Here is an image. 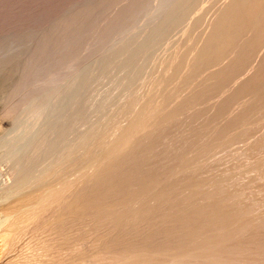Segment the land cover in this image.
I'll list each match as a JSON object with an SVG mask.
<instances>
[{"label": "rangeland", "instance_id": "obj_1", "mask_svg": "<svg viewBox=\"0 0 264 264\" xmlns=\"http://www.w3.org/2000/svg\"><path fill=\"white\" fill-rule=\"evenodd\" d=\"M27 120L42 127L14 130ZM0 125V140L34 134L15 157L0 145V218L33 173L94 205L67 223L42 211L6 258L0 238L4 261L264 264V0H0Z\"/></svg>", "mask_w": 264, "mask_h": 264}, {"label": "bare ground", "instance_id": "obj_2", "mask_svg": "<svg viewBox=\"0 0 264 264\" xmlns=\"http://www.w3.org/2000/svg\"><path fill=\"white\" fill-rule=\"evenodd\" d=\"M176 67V66H175ZM177 69V68H176ZM163 82V81H162ZM158 86H159V84H158ZM163 86V85H162ZM161 86V87H162ZM154 88V87H153ZM155 89H156V87H155ZM155 91V90H154ZM153 93V92H152ZM148 95V94H147ZM149 98V97H148ZM158 102V101H157ZM163 102V101H162ZM161 103V102H160ZM151 104V103H150ZM162 105V104H161ZM167 105V104H166ZM63 106H64V104H63ZM63 106H61L62 108L61 109H63V108H65V107H63ZM143 106V105H142ZM147 107H148V105H147ZM43 108V107H42ZM146 108V107H145ZM166 108V107H165ZM46 109H48V108H43V110L45 111ZM60 109V108H59ZM141 109V108H140ZM143 109V108H142ZM141 109V111H143ZM146 110V109H145ZM36 111V110H35ZM141 111H139V114H140V112ZM148 111V110H147ZM147 111H143V112H147ZM37 113H38V115H39V112L38 111H36ZM35 112V113H36ZM143 112H141V113H143ZM153 112V111H152ZM31 113V112H30ZM36 113V114H37ZM43 113V112H42ZM41 113V111H40V114H42ZM45 113V112H44ZM47 113V112H46ZM173 113V112H172ZM176 113V112H175ZM32 115H34V116H31L30 117V121H32L31 119H33V118H35L36 116H35V114H34V112H32L31 113ZM138 114V113H137ZM154 114V113H153ZM159 114V113H158ZM169 114V113H168ZM37 115V116H38ZM42 115H44V114H42ZM41 115V116H42ZM144 115V114H143ZM160 115V114H159ZM40 116V115H39ZM38 116V117H39ZM41 116L39 117V118H41ZM138 118H139V116L138 115H136ZM141 116H142V114H141ZM151 116H153V115H151ZM33 117V118H32ZM38 117H37V119H38ZM135 117V116H134ZM148 117V116H147ZM146 117V118H147ZM157 117V116H156ZM29 118V117H28ZM136 118V117H135ZM141 118V117H140ZM144 118V117H143ZM149 118V117H148ZM160 118V117H159ZM151 119V118H150ZM149 119V122L150 121H152V120H150ZM155 119V118H154ZM41 120H42V118H41ZM40 120V121H41ZM138 120V119H137ZM156 120V119H155ZM24 120L22 119V121L21 122H23ZM29 120H27V122H28ZM29 121V123L28 124H26V126L23 124V126L22 125H19L18 126V124H17V127H19V128H17L15 125H13V127H14V130H15V128L16 129H18V130H21V129H24V128H26V129H28V127L31 125V123L32 122H30ZM35 122H37L36 120H34ZM33 121V122H34ZM39 121V122H40ZM48 121V120H47ZM46 121V122H47ZM117 121V120H116ZM136 121V120H135ZM139 121V120H138ZM141 121V120H140ZM160 121V120H159ZM20 122V121H19ZM19 122H17V123H19ZM26 122V119H25V121H24V123ZM34 122V123H35ZM50 122V120L48 121V123ZM52 122V121H51ZM111 122V121H110ZM154 122V121H153ZM152 122V123H153ZM161 122V121H160ZM34 123H32V125H34ZM44 123V122H43ZM47 123V124H48ZM120 123V122H119ZM141 123V122H140ZM146 123H148V122H146ZM2 124V123H1ZM21 124V123H20ZM37 125H38V123H36ZM40 124V123H39ZM41 124H42V121H41ZM116 124V123H115ZM128 124V123H127ZM143 124H144V122H143ZM151 124V123H150ZM154 124V123H153ZM152 124V125H153ZM36 125V129H38L39 127H42V126H37ZM49 125V124H48ZM139 125V124H138ZM1 126V125H0ZM25 126V127H24ZM45 126V125H44ZM119 126H121L120 124H119ZM118 126V127H119ZM126 126V125H125ZM131 126V125H130ZM141 126V125H140ZM159 126H160V124H159ZM2 127H3V125H2ZM38 127V128H37ZM48 127V126H47ZM47 127L45 126V130L47 129ZM51 126H49V128H50ZM123 127L124 126H122V130H123ZM1 128V127H0ZM29 128H31V130L32 131H34V129L35 128H33V126L32 127H29ZM53 128V127H52ZM131 128V127H130ZM132 128H133V126H132ZM132 128H131V133H132ZM135 128V127H134ZM138 128H140V127H138ZM152 128V127H151ZM154 128H155V126H154ZM13 129V128H12ZM44 129V128H43ZM141 129V128H140ZM146 129V128H145ZM1 130V129H0ZM3 130V129H2ZM15 131L16 132V135H17V137L16 138H14V136H12L11 134V138H9L10 137V135H8L7 134V137H6V135L0 140V145H1V148L3 147V148H5V150L7 151V150H11V146H13V144L14 143H16V140L18 139V137H21V139L22 138H27V137H25V136H23L22 134L25 132V133H27V136H28V138L26 139L27 141H28V139H29V136H30V134H28V132L25 130L24 132L22 131V133H21V135L20 136H18V134H19V131ZM30 130V131H31ZM116 130V129H115ZM138 130V129H137ZM137 130L135 131V134L137 135V133L138 132H140V131H138L137 132ZM11 131V133L13 132V130H10ZM32 131L31 132H29V133H32ZM39 131H41L40 129H39ZM47 131H50L49 129L47 130ZM126 131V130H125ZM128 131L129 130H127V132H124V134L125 133H128ZM134 131V130H133ZM148 131V130H147ZM1 132V131H0ZM8 132V131H7ZM15 132H13L14 133V135H15ZM17 132H18V134H17ZM35 132H37V131H35ZM137 132V133H136ZM149 132V131H148ZM151 132V131H150ZM5 133V132H4ZM10 133V132H9ZM34 133V132H33ZM41 133H43V134H45L44 132H41ZM122 133V132H121ZM43 134H41V136L43 135ZM46 134H47V132H46ZM108 133H106V135H107ZM128 134H130V131H129V133ZM135 134H130V135H132L131 136V138H133L134 136H135ZM152 134H153V132H152ZM152 134H148V137H149V135L151 136ZM25 135V134H24ZM32 136H34V134H31ZM38 135V134H37ZM110 135V134H109ZM115 135V134H114ZM120 135H122V134H120ZM127 135V134H126ZM143 135V134H142ZM146 135V134H145ZM32 136H30V141H32V139L31 138H33ZM36 136V135H35ZM48 136V135H47ZM37 138L35 139V140H33V141H36V140H39L38 138V136H36ZM88 137V136H87ZM86 137V138H87ZM111 137V136H110ZM146 137V136H145ZM154 137V136H153ZM35 138V137H34ZM121 138V137H120ZM135 138V137H134ZM137 138V137H136ZM147 138V137H146ZM21 139H18L17 141H19V140H21ZM117 139V138H116ZM123 139V138H122ZM138 139V138H137ZM139 139H140V137H139ZM25 140V139H24ZM24 140H22V143H23V141ZM26 140L24 141V143H26ZM108 140V139H107ZM118 140V139H117ZM120 140V139H119ZM145 140V139H144ZM109 141V140H108ZM125 141H126V139H125ZM123 142H124V139H123ZM127 142V141H126ZM129 142V141H128ZM128 142H127V144H128ZM22 143H20L21 144V146H22V148L19 150V149H17V154H16V161L18 162V163H23L22 164V166H21V169L20 170H27V168L25 167V166H27L28 167V165H29V162H31L30 160H33L34 161V157H33V159L31 158V159H29L32 155H31V150H28L27 149V146H28V142L26 143L27 144V146L26 147H24L26 144H22ZM33 143V142H32ZM32 143H30L31 144V147L33 146L32 145ZM81 143V142H80ZM103 143H106V142H103ZM102 143V144H103ZM114 143V142H113ZM116 143V142H115ZM125 143V142H124ZM18 144V143H17ZM20 144H18L19 145V147H21L20 146ZM34 144V143H33ZM112 144V143H111ZM135 144V143H134ZM14 145H16V144H14ZM75 145V144H74ZM83 145V144H82ZM122 145V144H121ZM129 146H133V144L131 143H129L128 144ZM142 145V144H141ZM17 146V145H16ZM37 146V145H36ZM49 146V145H48ZM73 146V145H72ZM80 146V145H79ZM109 146H111V145H109ZM108 146V147H109ZM124 146H125V144H124ZM11 147V148H10ZM14 147V146H13ZM30 147V148H31ZM41 147V146H40ZM67 147V146H66ZM107 147V148H108ZM113 147V146H112ZM123 147V146H122ZM142 147V146H141ZM145 147V146H144ZM15 148V147H14ZM76 148V147H75ZM134 148H136L135 146L133 147V150H135ZM98 149V148H97ZM104 149V148H103ZM131 148H128V150H130ZM19 150V151H18ZM127 150V151H128ZM132 150V149H131ZM131 150H130V152L128 151V154L130 155V153H131ZM132 150V151H133ZM140 149H138L137 151H139ZM13 151V149L11 150V151H8V152H10V153H12V155L11 156H14L15 157V155H14V151ZM16 151V150H15ZM33 151V150H32ZM46 151V150H45ZM56 151V150H55ZM103 151V150H102ZM111 151H112V149H111ZM114 151V150H113ZM112 151V152H113ZM125 151V150H124ZM124 151H123V154H124ZM8 152H6L7 153V155H6V157L8 158L9 156H8ZM99 152V151H98ZM108 152H109V150H108ZM116 151H114V153H115ZM121 152V151H120ZM120 152H118L119 154H120ZM2 153H4V152H2ZM66 153V152H65ZM69 153H71V152H69ZM90 153V152H89ZM94 153V152H93ZM92 153V154H93ZM125 153H127L126 151H125ZM133 153V152H132ZM66 154H68V153H66ZM112 155H113V153H111ZM116 154V153H115ZM122 154V156H125V154L123 155ZM134 154V153H133ZM31 155V156H30ZM38 156H39V154H37ZM51 155V154H50ZM71 155V154H70ZM87 155V154H86ZM86 155H85V157H86ZM112 155H109L108 153H107V157H109V156H112ZM121 155V154H120ZM129 155H127V156H129ZM135 155H136V153H135ZM41 156V155H40ZM88 156V155H87ZM105 156V155H104ZM115 155H113V157H114ZM121 156V157H122ZM5 157V158H6ZM51 157V156H50ZM54 157H56V156H54ZM97 157V156H96ZM99 157H100V153H99ZM106 157V156H105ZM118 157H119V155H118ZM138 157V156H137ZM58 158V157H57ZM92 158H93V156H92ZM95 158V157H94ZM117 158V157H116ZM116 158H114V159H116ZM125 158H126V156H125ZM133 158V157H132ZM131 158V159H132ZM8 159H10V157L8 158ZM15 159L14 158H12V161L14 160L15 161ZM27 159H29V160H27ZM39 159V158H38ZM41 159V158H40ZM90 159V158H89ZM96 159V158H95ZM106 160L108 159V158H105ZM104 159V160H105ZM109 159H110V157H109ZM112 160L111 161V164H112V162L113 161H115V160ZM118 159V158H117ZM117 159H116V161H117ZM120 159V158H119ZM119 159H118V161H119ZM130 159V158H129ZM11 160V159H10ZM9 160V161H10ZM58 160V159H57ZM87 160V159H86ZM121 160H124V159H122L121 158ZM188 160V159H187ZM187 160H185V161H187ZM191 160V159H190ZM8 161V162H9ZM12 161H10V162H12ZM32 161V162H33ZM35 161H37L36 159H35ZM59 161V160H58ZM76 161V160H75ZM74 161V162H75ZM90 161V160H89ZM93 161H95V160H93ZM97 161V160H96ZM108 161V160H107ZM115 161V162H116ZM117 161V162H118ZM16 162V163H17ZM28 162V163H27ZM48 162V161H47ZM55 162V161H54ZM86 162V161H85ZM98 162H99V159H98ZM105 162V161H104ZM184 162V161H183ZM25 163V164H24ZM49 163V162H48ZM72 163V162H71ZM95 163V162H94ZM97 163V162H96ZM100 163V162H99ZM114 163V162H113ZM120 163V162H119ZM192 163V162H191ZM27 164V165H26ZM30 164H32V163H30ZM34 164H36L35 162H34ZM34 164H32V165H34ZM39 164V163H38ZM37 164V165H38ZM54 164V163H53ZM102 164V163H101ZM105 164H106V162H105ZM104 164V167L102 166V167H100V168H103V169H105V170H107V168H110V167H112V166H108V167H106V165ZM137 164V163H136ZM193 164V163H192ZM23 165H25V166H23ZM52 165V164H51ZM80 165V164H79ZM103 165V164H102ZM109 165V164H108ZM190 165V164H189ZM30 166V165H29ZM55 166V165H54ZM72 167H73V165H71ZM76 166V165H75ZM80 166H82V164L80 165ZM79 166V167H80ZM89 166V165H88ZM91 166H93V165H91ZM184 166H186V165H184ZM31 167V166H30ZM29 167V168H30ZM33 167H35V166H33ZM38 167V166H37ZM52 167V166H51ZM87 167V166H86ZM90 167V166H89ZM117 167V166H116ZM17 168V167H16ZM32 168V167H31ZM31 168H30V170H31ZM82 168H83V166H82ZM93 168H96V166L95 167H93ZM100 168L99 169H97V171L98 170H100ZM121 168V167H120ZM119 168V169H120ZM186 168V167H185ZM35 169V168H34ZM38 169V168H37ZM90 169V168H89ZM103 169H101L103 172H105V174L108 172L109 173V170H107V171H104ZM118 169V168H117ZM175 169V168H174ZM173 169V170H174ZM183 169V168H182ZM42 170V169H41ZM55 170V169H54ZM67 170H69V168L67 169ZM75 170V169H74ZM72 171V173H74L75 171ZM91 170V169H90ZM93 170H95V169H93ZM111 170H113V169H111L110 168V171ZM180 170V169H179ZM185 170V169H184ZM17 171V170H16ZM29 171V170H28ZM32 171H33V169H32ZM97 171L95 170L94 172V174H93V176L95 177V174L97 173ZM118 171V170H117ZM122 171V170H121ZM181 171V170H180ZM183 171V170H182ZM20 172V171H19ZM25 172V171H24ZM23 172V173H24ZM30 172V171H29ZM43 172V171H42ZM45 173H47L46 171H44ZM65 172V171H64ZM82 172H85L84 170H82ZM88 171H86V173H87ZM131 172H133V171H131ZM22 173V172H21ZM26 173V172H25ZM36 173V172H35ZM38 173H40V172H38ZM37 173V174H38ZM70 172H68V174H69ZM78 173H80V171L78 172ZM107 173V174H108ZM178 173V172H177ZM176 173V174H177ZM30 174V173H29ZM41 174V173H40ZM40 174H38V175H36L35 176V174L33 173L32 175H34V176H32L33 177V179H31V178H29V176L31 175H28V177L26 178V177H24V176H22L21 174V176L23 177V178H25L24 180H26V179H28L29 178V180H26V184H25V181L23 182V186L24 185H27V182H28V185L26 186V187H29L30 189H34V191H30V189L29 188H27V189H29V192H27L28 193V196L27 197H25L23 200H21L22 198H20L19 200H21L20 202H17V200H16V198H18L21 194H19V195H17L18 193H22V192H24L25 190H26V188L23 190L22 189V187H21V183H22V181H21V176L19 177L20 179V185H19V187L21 188L20 190H16V189H19V188H16V185H14L13 184V186H10L9 188H8V190H6L5 192H4V198H10V197H12V196H16V198H15V200H16V202L14 201V204L15 205H13V206H8L9 208L8 209H6V211H4V213H5V215L3 214L2 215V217L0 218V238H2V241H3V243H2V245L4 246V248L2 249L3 251H2V253L4 254V257H5V252H6V257H7V252H8V254H9V252L10 251H12V249L15 247V245H17L16 244V242H18L19 240H21L20 238H22L24 235V233L25 234H27V233H29V232H31L32 231V229H33V227H32V225H35V224H31V222H33V221H35L34 220V218H36V217H38V215H39V217H40V214L42 213L43 215H44V213L42 212V211H44V210H46L45 211V215H47L46 213L48 212L47 211V209H49L50 211H51V215H53V213L52 212H56V217H55V219L57 218V220L59 221V220H63L64 218L66 219V217H64V216H66L65 215V213L68 215V217L69 218H71L70 220H72L73 218H72V216H74V215H78V213L79 212H86V211H88V210H91V208H89L91 205H92V203H91V205H89V204H86V205H84L81 201V203H76V201H74L73 200V195H74V190L72 189V187H71V189H70V187H66L67 189L66 190H64V186H63V190L62 189H60V187L58 186L59 184L61 185V183H59V184H57V186H55L54 184L56 183V181H55V183H53L52 182V179H51V181L50 182H52V183H44V181H43V179H45V177H44V175H40ZM50 174V173H49ZM62 174V173H61ZM66 174V173H65ZM77 174V173H76ZM75 174V175H76ZM81 174V173H80ZM84 174V173H83ZM92 174V173H91ZM113 174V173H112ZM111 174V175H112ZM123 174V173H122ZM171 174V173H170ZM15 175V174H14ZM25 176H27L26 174H24ZM48 175V174H47ZM62 175H64V174H62ZM67 175V174H66ZM89 175H90V173H89ZM97 175L98 174H96V177H97ZM109 175V174H108ZM110 175V176H111ZM114 175V174H113ZM16 176V175H15ZM39 176V177H38ZM52 176V175H51ZM61 176V175H60ZM65 176V175H64ZM64 176H62L64 179H67V176L66 177H64ZM69 176H71V175H69ZM72 176H74V174L72 175ZM72 176H71V178L67 181V180H65V182H67V183H69L70 181H71V179H72ZM77 176H78V174H77ZM83 176V175H82ZM92 176V177H93ZM107 176V175H106ZM109 176V177H110ZM120 176V175H119ZM124 176V175H123ZM154 176V175H153ZM168 176V175H167ZM166 176V177H167ZM52 177H54V176H52ZM51 177V178H52ZM59 176H55V179H57ZM75 177V176H74ZM73 177V178H74ZM87 177V176H86ZM95 177V180L97 179V178H99V176L96 178ZM100 177H102L101 175H100ZM103 177H104V175H103ZM112 177V176H111ZM173 177V176H172ZM171 177V178H172ZM8 178V177H7ZM10 178V177H9ZM69 178V177H68ZM76 178V177H75ZM74 178V179H75ZM30 179H31V181H30ZM62 178H60V180H61ZM73 179V180H74ZM77 179L79 180V178L77 177ZM107 179V178H106ZM48 180H49V178H48ZM60 180H59V182H60ZM86 180H89V179H86ZM94 180V179H93ZM103 180V179H102ZM146 180V179H145ZM76 181V180H75ZM108 181V180H107ZM167 181V180H166ZM64 182V183H65ZM100 182V181H99ZM154 182V181H153ZM67 183H65V184H67ZM71 183V182H70ZM5 184V183H4ZM42 184V185H41ZM72 184H74V183H72ZM75 184H77V183H75ZM79 184V183H78ZM104 184V183H103ZM117 184V183H116ZM38 185H40V188L41 187H43V189L41 190V191H39V187H37L38 188V190L36 191V189L35 188H33V187H36V186H38ZM106 185V184H105ZM150 185H152V184H150ZM155 185V184H154ZM8 186V185H7ZM66 186H69V184H67ZM75 186V185H74ZM114 186V185H113ZM115 187V186H114ZM120 187V186H119ZM143 187V186H142ZM3 188V187H2ZM16 188V189H15ZM148 187H146V189H147ZM149 188H151V187H149ZM7 189V188H6ZM110 190V189H109ZM142 190V189H141ZM78 191V190H77ZM109 192V191H108ZM115 192V191H114ZM131 192V191H130ZM137 192H139V191H137ZM142 192V191H141ZM158 192V191H157ZM60 193H62V194H60ZM106 193V192H105ZM134 193V192H133ZM140 193V192H139ZM30 194V195H29ZM94 194V193H93ZM92 194V195H93ZM109 194V193H108ZM156 194V193H155ZM91 195V196H92ZM95 195V194H94ZM154 195V194H153ZM163 195V194H162ZM24 196V195H23ZM79 196H80V194H79ZM108 196V195H107ZM135 196V195H134ZM20 197H22V196H20ZM88 197V196H87ZM117 197V196H116ZM126 197V196H125ZM128 197V196H127ZM153 197V196H152ZM160 197V196H159ZM163 197H164V195H163ZM76 198V197H75ZM135 198V197H134ZM158 198V197H157ZM77 199V198H76ZM90 199V198H89ZM94 199H96L97 200V198H95L94 197ZM104 199V198H103ZM116 199V198H115ZM147 199V198H146ZM152 199V198H151ZM150 199V200H151ZM1 200V199H0ZM87 200V199H86ZM90 200H92V199H90ZM101 200V199H100ZM126 200V199H125ZM131 200V199H130ZM129 200V201H130ZM133 200V199H132ZM156 200V199H155ZM99 201V200H98ZM122 201V200H121ZM120 201V202H121ZM4 202V201H3ZM91 202V201H90ZM93 202V201H92ZM102 202V201H101ZM133 202H135V201H133ZM132 203V202H131ZM153 203V202H152ZM119 204V203H118ZM8 205V204H7ZM136 205H137V203H136ZM92 206H94V205H92ZM97 206V205H96ZM101 206V205H100ZM104 206V205H103ZM111 206V205H110ZM116 206H117V204H116ZM147 206V205H146ZM2 207V206H1ZM6 207V206H5ZM107 207V206H106ZM7 208V207H6ZM53 208H54V210H53ZM96 209H97V207H95ZM94 208V209H95ZM120 208V207H119ZM141 208H143V207H141ZM93 209V208H92ZM95 209V210H96ZM109 209V208H108ZM2 210V209H1ZM53 210V211H52ZM112 210V209H111ZM38 211H40L39 213H38ZM130 211H131V209H130ZM54 212V213H55ZM106 212V211H105ZM109 212H111L110 211V209H109ZM1 213H2V211H1ZM48 214H49V212H48ZM83 214H88V213H83ZM117 214V213H116ZM127 214V213H126ZM131 214H132V212H131ZM50 215V216H51ZM76 215V216H77ZM134 215V214H133ZM42 216V215H41ZM48 216V215H47ZM49 216V217H50ZM76 216H74V218H76ZM83 216V215H82ZM100 216V215H99ZM106 216V215H105ZM125 216V215H124ZM123 216V217H124ZM128 216V215H127ZM126 216V217H127ZM89 217V216H88ZM126 217H124V219L126 218ZM134 217V216H133ZM43 218H44V216H43ZM46 218V217H45ZM52 218V217H51ZM51 218H50V221H51ZM69 218H68V220H69ZM96 218V217H95ZM118 218H119V216H118ZM36 219H38V218H36ZM41 219V218H40ZM64 219V220H65ZM78 219V218H77ZM121 219V218H120ZM46 220V219H45ZM54 221V220H53ZM66 221V220H65ZM65 221H64V223H65ZM37 222V221H36ZM39 222V221H38ZM52 222V221H51ZM72 222V221H71ZM70 222V223H71ZM35 223V222H34ZM42 223H43V221H42ZM49 223V222H48ZM55 223V222H54ZM60 223V222H59ZM58 223V224H59ZM66 223H67V221H66ZM69 223V222H68ZM31 224V225H30ZM57 224V225H58ZM38 225V224H37ZM39 226V225H38ZM60 226V225H59ZM30 227H32V228H30ZM31 229V231L29 230V232H28V229ZM44 228V227H43ZM27 232V233H26ZM57 232V231H56ZM67 233V232H66ZM23 235V236H22ZM50 235H52V234H50ZM25 239V238H24ZM52 240V239H51ZM64 241V240H63ZM28 242V241H27ZM65 242V241H64ZM71 242V241H70ZM1 243H0V245H1ZM19 243V242H18ZM21 243V242H20ZM62 244V243H61ZM65 244V243H64ZM1 245V246H2ZM46 246V245H45ZM19 247V246H18ZM35 248V247H34ZM41 248V247H40ZM47 248H48V250H47V252H46V254L47 253H49L50 251H49V246H47ZM54 248V247H53ZM60 248V247H59ZM1 249V248H0ZM63 249V248H62ZM61 249V250H62ZM66 250H69V249H67V248H65ZM189 249H192V248H189ZM34 250V249H33ZM45 250L46 249H44V253H45ZM60 250V251H61ZM94 250V249H93ZM164 250V249H163ZM195 250V249H194ZM14 251V250H13ZM42 251V250H41ZM130 251V250H129ZM134 251V250H133ZM189 251V250H188ZM192 251V250H191ZM203 251V250H202ZM1 252V251H0ZM19 252V251H18ZM138 252V251H137ZM136 252V253H137ZM172 252V251H171ZM175 252V251H174ZM180 252V251H179ZM187 252V251H186ZM185 252V253H186ZM204 252H206V251H204ZM51 253V252H50ZM105 253V252H104ZM136 253H134V254H131V255H135ZM181 253V252H180ZM179 253V254H180ZM1 254V253H0ZM11 254V253H10ZM9 254V255H10ZM46 254H44L45 256H46ZM62 254V253H61ZM116 254V253H115ZM119 254V253H118ZM121 254V253H120ZM159 254V253H158ZM170 254V253H169ZM193 254V253H192ZM210 254V253H209ZM12 255H14V254H12ZM43 255V256H44ZM48 255V254H47ZM50 255V254H49ZM129 256L130 258L132 257V256ZM142 255V254H141ZM172 255V254H171ZM187 255H189V256H191L189 253L187 254ZM186 254H185V256H186V258H185V256H183V255H181V256H183V258L181 259V261H184L185 259L186 260H188L189 258H191V257H189V256H187ZM194 255V254H193ZM192 255V256H193ZM200 254H198V256H199ZM208 255V254H207ZM214 255V254H213ZM3 256V255H2ZM25 256H26V254H25ZM60 256V255H59ZM58 256V257H59ZM137 256H139V255H136V257ZM157 256V255H156ZM159 256V255H158ZM168 256H170V255H168ZM180 256V255H179ZM178 255H176L171 261L173 262V260L175 261L176 259H178V257H179ZM195 257H193V259H195L196 260V257H197V255H194ZM202 256H203V254H202ZM5 257V258H6ZM46 257H48V256H46ZM56 257V256H55ZM55 257H53V260H55L54 258ZM58 257L56 258V259H58ZM110 257V256H109ZM123 257H124V255H123ZM140 257V256H139ZM160 257V256H159ZM161 257H163V255L161 256ZM189 257V258H188ZM209 257V256H208ZM2 258V257H1ZM0 258V259H1ZM49 258H50V256L48 257V260H49ZM100 258V257H99ZM105 258V257H104ZM117 258V257H116ZM126 258H127V255H126ZM125 258V259H126ZM135 258V256L134 257H132V259L133 260H128V262L131 264H133V262H134V260L136 261V259H134ZM141 258V257H140ZM143 258V257H142ZM141 258V259H142ZM145 258V257H144ZM143 258V259H144ZM15 257L14 256H10V257H8L7 259H5V261L3 260V259H1L0 260V264H12L15 260ZM47 259V258H46ZM65 259V258H64ZM106 259V258H105ZM124 259V260H125ZM140 259V260H141ZM152 259V258H151ZM169 259V258H168ZM199 259V258H198ZM197 259V260H198ZM200 259L201 260H203L201 257H200ZM206 258H204V260H205ZM51 260V259H50ZM63 260V259H62ZM104 260V259H103ZM108 260V259H107ZM123 259H122V261H124ZM139 262H140V260L139 259H137ZM145 261H144V263L147 261V259H144ZM148 260H150V258L148 259ZM153 260V259H152ZM152 260L151 261H148V262H150V264H151V262H152ZM164 260H165V258H164ZM167 260V259H166ZM179 260V259H178ZM194 260V261H195ZM200 260V261H201ZM209 260V259H208ZM207 260V261H208ZM21 261V260H20ZM27 261V260H26ZM52 261V260H51ZM58 261H60V260H58ZM90 261V260H89ZM109 261V260H108ZM113 261V260H112ZM121 261V262H122ZM125 261H127V260H125ZM125 261L124 262H122L123 264L125 263ZM132 261V262H131ZM138 261H136V262H138ZM160 261V260H159ZM168 261V260H167ZM191 260H189L188 262H190ZM210 261H211V259H210ZM19 262V261H18ZM17 262V263H18ZM45 262V261H44ZM65 262V261H64ZM128 262H126L125 264H127ZM136 262H134L135 264H136ZM141 262H143V260H141ZM147 262V264H149ZM164 262V261H163ZM176 262H178V261H176ZM15 263V262H14ZM13 263V264H14ZM34 263V262H33ZM43 263V262H42ZM41 263V264H42ZM46 263V262H45ZM44 263V264H45ZM59 263V262H58ZM93 263V262H92ZM109 263V262H108ZM111 264H113V263H116V262H110ZM128 263V264H129ZM153 263V262H152ZM156 263H158V262H156ZM164 263H166V262H164ZM175 263V262H174ZM180 263H182V262H180ZM179 263V264H180ZM184 263V262H183ZM187 263V262H186ZM32 264V263H31ZM46 264H49V263H46ZM54 264H56V263H54ZM140 264H142V263H140ZM155 264V263H154ZM162 264V263H161ZM169 264H170V262H169ZM194 264V263H193Z\"/></svg>", "mask_w": 264, "mask_h": 264}]
</instances>
